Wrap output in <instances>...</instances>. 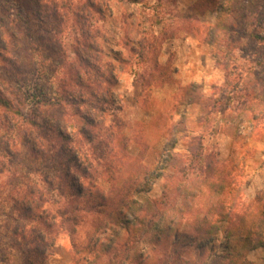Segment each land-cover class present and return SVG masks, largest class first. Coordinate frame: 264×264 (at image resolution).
<instances>
[{"label":"clouds","instance_id":"obj_1","mask_svg":"<svg viewBox=\"0 0 264 264\" xmlns=\"http://www.w3.org/2000/svg\"><path fill=\"white\" fill-rule=\"evenodd\" d=\"M0 264H264V0H0Z\"/></svg>","mask_w":264,"mask_h":264}]
</instances>
